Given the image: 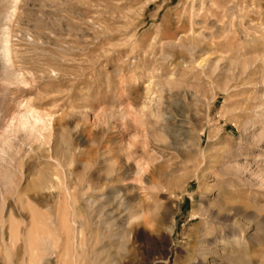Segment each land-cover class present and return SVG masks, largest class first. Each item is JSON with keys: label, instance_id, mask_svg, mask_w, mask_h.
I'll return each instance as SVG.
<instances>
[{"label": "rangeland", "instance_id": "374dc122", "mask_svg": "<svg viewBox=\"0 0 264 264\" xmlns=\"http://www.w3.org/2000/svg\"><path fill=\"white\" fill-rule=\"evenodd\" d=\"M202 238L264 264V0H0V264H194Z\"/></svg>", "mask_w": 264, "mask_h": 264}, {"label": "bare ground", "instance_id": "6f19581e", "mask_svg": "<svg viewBox=\"0 0 264 264\" xmlns=\"http://www.w3.org/2000/svg\"><path fill=\"white\" fill-rule=\"evenodd\" d=\"M7 51H8L7 48L3 47L4 55L5 54L7 55V53H8ZM212 202H213V205L215 206V208L206 209L207 208L206 207L205 209H203L204 212L202 214H204V219L205 218L207 220H211L212 219V220H214L215 223L219 224L220 226H224L227 222H229V220H231V213H232V211L234 209L227 202L220 203L218 195L216 197H214ZM119 206L121 207V210H127V209L130 210V208L127 206V204L120 203ZM235 211H236V209H235ZM174 213H175V211H174L173 207H171L169 205L163 206V209L161 211L160 221L165 224L166 222L169 221V219L171 218V216ZM197 214H200V212L195 211L194 212V216H196ZM104 215L109 216L110 213H107V214L104 213ZM209 216H212L213 218H210ZM99 228H101V227H99ZM119 228H120V232H119L120 237L123 238L122 247H123L124 254H125L127 241L129 239V236H130V233H131V227L123 225V224H120ZM200 230L201 231L205 230V227L201 228ZM233 236H231V237L228 236L227 237V235L225 234L224 236L220 237L219 238L220 245H225V244L230 243L231 242L230 240L232 238H234ZM202 239H203V241L199 242L200 244H199L198 250H197L202 257H200V258L196 257L197 260H195L194 264H202V262H204L203 256L207 252V247L211 245V242H209V243L207 242L209 239L205 240V241H204V238H202ZM204 242L207 243V245H206L207 247L202 245V243H204ZM216 247H217V243H216ZM211 252L212 253H216V248L212 249ZM125 256H126V254H125ZM77 257H78V254H75V258H77Z\"/></svg>", "mask_w": 264, "mask_h": 264}]
</instances>
